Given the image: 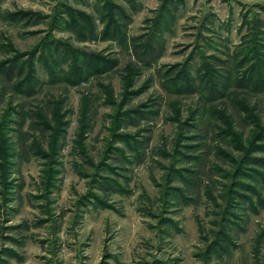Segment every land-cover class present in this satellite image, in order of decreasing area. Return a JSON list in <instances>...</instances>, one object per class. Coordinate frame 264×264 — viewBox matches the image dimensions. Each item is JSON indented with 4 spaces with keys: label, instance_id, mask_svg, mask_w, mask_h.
Instances as JSON below:
<instances>
[{
    "label": "rangeland",
    "instance_id": "obj_1",
    "mask_svg": "<svg viewBox=\"0 0 264 264\" xmlns=\"http://www.w3.org/2000/svg\"><path fill=\"white\" fill-rule=\"evenodd\" d=\"M0 264H264V0H0Z\"/></svg>",
    "mask_w": 264,
    "mask_h": 264
}]
</instances>
